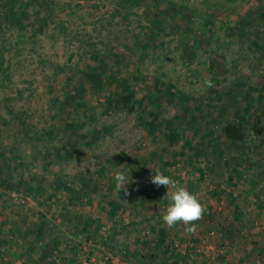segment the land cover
<instances>
[{
	"label": "rangeland",
	"instance_id": "1",
	"mask_svg": "<svg viewBox=\"0 0 264 264\" xmlns=\"http://www.w3.org/2000/svg\"><path fill=\"white\" fill-rule=\"evenodd\" d=\"M26 3L0 18V264H264V134L225 133L264 124V0Z\"/></svg>",
	"mask_w": 264,
	"mask_h": 264
},
{
	"label": "clouds",
	"instance_id": "2",
	"mask_svg": "<svg viewBox=\"0 0 264 264\" xmlns=\"http://www.w3.org/2000/svg\"><path fill=\"white\" fill-rule=\"evenodd\" d=\"M205 84L207 87H213L210 79L206 80ZM130 171L131 169L127 173L116 171L113 176L116 190L118 192L123 190L126 195L128 191L125 186L134 182ZM150 183L156 187L164 186L167 189L166 196L169 204L162 215L163 224L169 229L174 228L177 224H182L185 226L184 231L187 234H194L196 222L203 217L206 211L198 197L182 186L179 181L159 171L150 178Z\"/></svg>",
	"mask_w": 264,
	"mask_h": 264
},
{
	"label": "trees",
	"instance_id": "3",
	"mask_svg": "<svg viewBox=\"0 0 264 264\" xmlns=\"http://www.w3.org/2000/svg\"><path fill=\"white\" fill-rule=\"evenodd\" d=\"M22 1L24 0H0V18L6 21V18L11 17L13 19V24L17 27H21L20 24H22V21L20 16L24 15L27 12V9L23 8L20 11L18 6H22L24 4L28 5V3L26 2H30L31 0H27L25 2ZM186 107L189 112L192 111V107L188 108V106L185 105L184 109H186ZM245 111L247 110L245 109ZM250 130L253 131L255 135L260 136L264 134V124L261 123V120L259 118H256L255 120L240 118L236 121H228L225 127V133L227 137L233 142L237 141L240 143L243 142L244 136ZM166 232L167 230L165 229V227H160L157 230V234L160 240L165 239Z\"/></svg>",
	"mask_w": 264,
	"mask_h": 264
}]
</instances>
